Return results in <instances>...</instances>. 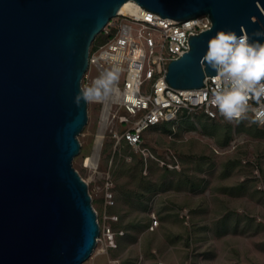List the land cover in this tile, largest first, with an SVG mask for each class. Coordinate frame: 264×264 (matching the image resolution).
Listing matches in <instances>:
<instances>
[{"label": "water", "instance_id": "obj_1", "mask_svg": "<svg viewBox=\"0 0 264 264\" xmlns=\"http://www.w3.org/2000/svg\"><path fill=\"white\" fill-rule=\"evenodd\" d=\"M127 1L178 21L209 16L169 64L178 89L216 75L202 58L217 32L264 31V0H0V264H84L94 252L97 213L72 165L88 103L74 99L92 43Z\"/></svg>", "mask_w": 264, "mask_h": 264}, {"label": "rangeland", "instance_id": "obj_2", "mask_svg": "<svg viewBox=\"0 0 264 264\" xmlns=\"http://www.w3.org/2000/svg\"><path fill=\"white\" fill-rule=\"evenodd\" d=\"M105 39L98 35L91 48ZM98 107L88 103L72 163L100 226L84 264H264V127L194 112L148 129L137 149L122 145L112 155L107 138L93 172L83 159L94 151Z\"/></svg>", "mask_w": 264, "mask_h": 264}, {"label": "built area", "instance_id": "obj_3", "mask_svg": "<svg viewBox=\"0 0 264 264\" xmlns=\"http://www.w3.org/2000/svg\"><path fill=\"white\" fill-rule=\"evenodd\" d=\"M211 25L207 14L178 21L163 18L136 2L108 22L101 33L107 40L90 48L89 67L82 80L86 87L91 85L98 77L90 75L92 69L101 74L111 67L110 57H122L121 99L96 103L99 127L105 125L101 152L107 138L113 142L112 155L122 145L137 149L148 129L163 122L174 123L194 112H201L209 119L223 118L210 103L215 75L206 76L203 86L196 89H178L166 80L169 64L190 50L189 36L200 34ZM136 70L138 75L133 79L130 72ZM246 119L253 120L252 113ZM112 197L111 193L107 194L108 199ZM109 203L113 205V201ZM105 219L117 220V217L106 216ZM157 225L154 218L151 228ZM104 235L113 245L114 233L110 227L104 229Z\"/></svg>", "mask_w": 264, "mask_h": 264}, {"label": "clouds", "instance_id": "obj_4", "mask_svg": "<svg viewBox=\"0 0 264 264\" xmlns=\"http://www.w3.org/2000/svg\"><path fill=\"white\" fill-rule=\"evenodd\" d=\"M255 38V39H254ZM264 31L237 36L234 31H219L210 39L203 62L213 70L215 87L210 103L227 121H241L252 113L253 122L264 125ZM122 57H110L111 67L74 99L77 105L119 102ZM135 79L138 70L130 72Z\"/></svg>", "mask_w": 264, "mask_h": 264}, {"label": "bare ground", "instance_id": "obj_5", "mask_svg": "<svg viewBox=\"0 0 264 264\" xmlns=\"http://www.w3.org/2000/svg\"><path fill=\"white\" fill-rule=\"evenodd\" d=\"M132 6H134V2L127 1L120 7L119 12L121 13L125 12L126 10L130 9ZM104 134H105V125L102 124L96 132L95 141H94V151L92 155H88L83 159L84 166L89 167L93 172H96L98 167V162L101 154V146L104 140Z\"/></svg>", "mask_w": 264, "mask_h": 264}, {"label": "trees", "instance_id": "obj_6", "mask_svg": "<svg viewBox=\"0 0 264 264\" xmlns=\"http://www.w3.org/2000/svg\"><path fill=\"white\" fill-rule=\"evenodd\" d=\"M106 40H107V38L105 39V41H106ZM105 41H104V42H105ZM168 123H169V122H168Z\"/></svg>", "mask_w": 264, "mask_h": 264}]
</instances>
